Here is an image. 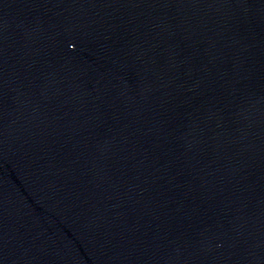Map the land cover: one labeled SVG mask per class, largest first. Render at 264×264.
<instances>
[{
    "label": "water",
    "instance_id": "95a60500",
    "mask_svg": "<svg viewBox=\"0 0 264 264\" xmlns=\"http://www.w3.org/2000/svg\"><path fill=\"white\" fill-rule=\"evenodd\" d=\"M0 264H264V0H0Z\"/></svg>",
    "mask_w": 264,
    "mask_h": 264
}]
</instances>
